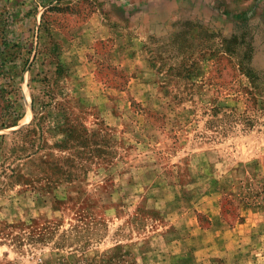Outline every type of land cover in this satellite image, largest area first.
I'll list each match as a JSON object with an SVG mask.
<instances>
[{
	"label": "rangeland",
	"instance_id": "374dc122",
	"mask_svg": "<svg viewBox=\"0 0 264 264\" xmlns=\"http://www.w3.org/2000/svg\"><path fill=\"white\" fill-rule=\"evenodd\" d=\"M238 63L264 0H0V264H264Z\"/></svg>",
	"mask_w": 264,
	"mask_h": 264
},
{
	"label": "trees",
	"instance_id": "16d2710c",
	"mask_svg": "<svg viewBox=\"0 0 264 264\" xmlns=\"http://www.w3.org/2000/svg\"><path fill=\"white\" fill-rule=\"evenodd\" d=\"M236 37L233 36L231 39H235ZM223 50L221 52H223V54L227 55L229 54H234L233 50H226L224 48H222ZM234 71L236 73H238L239 75L244 76L247 79L248 82V87H241L240 88V92L242 94V96L244 97V101H245V109L241 114H237V116L234 117L235 121L232 120L233 124H240L244 127H249L252 125V119H253V114L258 112V108H263L264 106L262 105V101H260V98L258 99V97L262 96L264 94V83L262 81L258 80V76L247 66L238 63L234 69ZM257 85H259V87L257 88ZM260 106V107H259ZM30 127L32 126H36V124L31 123L29 125ZM75 131L74 133L70 136L72 139V142L75 145H79L80 147H82L83 143L87 142V135H84L85 130L82 126L81 123L75 124ZM24 137L25 135H29V134H34L35 135V129L30 128V129H26L24 131V133H19V135H21ZM22 137V138H23ZM85 147V145H84ZM84 149V148H82ZM75 153H82L79 152L78 150H76ZM80 173L79 170L74 169V172L72 174V178L70 179L72 180H77L79 177ZM69 180V181H70ZM104 263L103 264H111V260H110V256H105L104 257ZM94 260H90L88 263L86 264H94ZM97 263V262H96ZM117 264H133V260L131 258L130 255H124L118 258V263Z\"/></svg>",
	"mask_w": 264,
	"mask_h": 264
}]
</instances>
